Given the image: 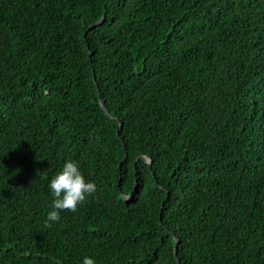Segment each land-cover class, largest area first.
Returning <instances> with one entry per match:
<instances>
[{"label":"trees","instance_id":"obj_1","mask_svg":"<svg viewBox=\"0 0 264 264\" xmlns=\"http://www.w3.org/2000/svg\"><path fill=\"white\" fill-rule=\"evenodd\" d=\"M86 256L264 264V0H0V264Z\"/></svg>","mask_w":264,"mask_h":264},{"label":"clouds","instance_id":"obj_2","mask_svg":"<svg viewBox=\"0 0 264 264\" xmlns=\"http://www.w3.org/2000/svg\"><path fill=\"white\" fill-rule=\"evenodd\" d=\"M48 189L54 197L51 209L47 213L45 223L51 227L52 223L61 219L60 212L70 210L75 212L88 195L96 192L94 181L85 177L79 164L75 160L65 161L62 169L50 180ZM56 264H61L57 260ZM82 264H96L93 257H84Z\"/></svg>","mask_w":264,"mask_h":264},{"label":"water","instance_id":"obj_3","mask_svg":"<svg viewBox=\"0 0 264 264\" xmlns=\"http://www.w3.org/2000/svg\"><path fill=\"white\" fill-rule=\"evenodd\" d=\"M104 20H105V16H103L99 21H97V22L91 24V25L88 27L87 31L90 30V29H92V28H95V27L101 25V24L104 22ZM96 88H97V92H98V96H99L100 106H101L103 112L105 113V115H106L108 118L113 119V117L110 116L109 112L107 111V109H106V107H105V105H104L103 100L100 98V93H99V90H98L97 85H96ZM115 120H116V122L119 123V127H120V129H121V128H122V124L120 123V121H119L118 119H115ZM117 134H119V133H117ZM125 157H126V156H125ZM141 159L144 160L145 162H147L148 164H150V161H146V159H145L144 157H141ZM123 197H124L126 200H128V199L130 198V196H125V195H124ZM173 238H174V241H175V244H174V246H173V253H174V255H175V254H176V251H177L178 244H179V240H178L177 237H175L174 235H173Z\"/></svg>","mask_w":264,"mask_h":264}]
</instances>
